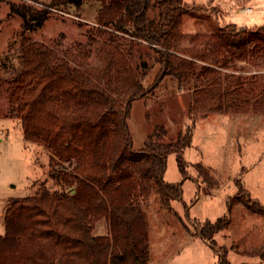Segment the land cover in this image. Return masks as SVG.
I'll list each match as a JSON object with an SVG mask.
<instances>
[{"label":"trees","instance_id":"trees-1","mask_svg":"<svg viewBox=\"0 0 264 264\" xmlns=\"http://www.w3.org/2000/svg\"><path fill=\"white\" fill-rule=\"evenodd\" d=\"M86 2L100 7L75 51L61 40L50 46L22 39L9 113L20 121L27 141L52 152L50 174L63 189L53 192L41 183L35 194L10 199L0 234V264H149L146 217L136 203L130 167L142 166L146 176L154 175L163 205L169 206L170 195H179V184L163 181L166 159L177 153L186 174L182 152L191 145L193 131L189 126L163 141L167 129L157 125L141 149L133 148L129 118L133 102L146 95L148 57L160 62L159 78L171 76L183 88L194 84L191 109L207 112L242 104L245 111L264 114V85L231 81L220 70L264 59V24L228 23L215 32L182 33L184 0H53L43 7L12 1L10 10L31 31L44 24L52 8L82 9ZM64 162L72 164L71 172L56 168ZM198 167L212 182L209 170L201 163ZM248 205L264 211V206ZM101 219L110 231L94 234ZM226 221L227 216L206 221L201 236L214 243L212 236ZM220 264L230 262L224 257Z\"/></svg>","mask_w":264,"mask_h":264},{"label":"rangeland","instance_id":"rangeland-1","mask_svg":"<svg viewBox=\"0 0 264 264\" xmlns=\"http://www.w3.org/2000/svg\"><path fill=\"white\" fill-rule=\"evenodd\" d=\"M12 1L43 7L53 0H0V234L5 232L4 214L11 198L33 195L41 183L53 192L63 189L50 174L52 152L42 143L27 141L20 121L9 113L10 83L21 69L17 56L22 39L26 36L50 46L61 40L64 48L75 51L77 43L86 39L87 28L94 25L100 7L97 2H86L82 9L52 8L41 27L28 31L22 17L11 13ZM184 3L182 33L215 32L228 23L249 28L264 24V0ZM157 12L154 8L151 15ZM147 60L151 66L143 81L146 95L133 102L129 118L133 148L141 149L157 125L167 129L163 141L176 138L189 126L193 131L191 145L182 152L186 174L181 172L177 153L166 159L163 181L179 184V195H170L169 206L163 205L156 177L146 176L142 166L130 167L136 203L146 217L149 264H220L224 257L230 264H264V211L248 207L264 206V114L245 111L242 104L207 112L191 109L194 84L183 88L171 76L159 78L160 62ZM237 64L220 68L223 76L264 85V59ZM199 163L209 170L212 182L201 173ZM56 168L73 169L68 162ZM223 216L227 221L212 236L214 243L204 239L203 224ZM109 231L108 221L101 219L94 234Z\"/></svg>","mask_w":264,"mask_h":264},{"label":"water","instance_id":"water-1","mask_svg":"<svg viewBox=\"0 0 264 264\" xmlns=\"http://www.w3.org/2000/svg\"><path fill=\"white\" fill-rule=\"evenodd\" d=\"M71 189L73 190V192L76 191L75 188H73L72 186H69V187H68V190H71Z\"/></svg>","mask_w":264,"mask_h":264}]
</instances>
